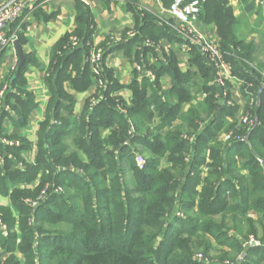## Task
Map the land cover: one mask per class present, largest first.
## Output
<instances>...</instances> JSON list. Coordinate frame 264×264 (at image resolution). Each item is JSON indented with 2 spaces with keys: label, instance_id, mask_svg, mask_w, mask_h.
<instances>
[{
  "label": "trees",
  "instance_id": "trees-1",
  "mask_svg": "<svg viewBox=\"0 0 264 264\" xmlns=\"http://www.w3.org/2000/svg\"><path fill=\"white\" fill-rule=\"evenodd\" d=\"M200 6V16L216 27L218 46L231 63L232 74L244 81L247 94L255 99L251 112L258 123L248 132L236 128L235 107L216 97L218 86L208 84L214 72L194 52L204 77L197 89L206 94L187 113L192 131L182 133L172 122L192 94L172 60L160 68L146 67L154 79L136 75L127 86L132 98L126 105L116 94L123 86L110 69L104 67L94 75L88 62L80 64L91 45L88 24L66 33L51 56L47 82L56 101L40 124L36 163L16 168L26 143L0 142V194L10 201L0 205V219L6 226L3 245L11 252L0 258V264H209L196 258L190 245L192 237L205 233L231 240L244 255L239 264H252L248 254L264 247V77L247 63L252 49L235 33L228 1L200 0ZM126 7L133 13L137 32L122 44L101 49L102 53L133 44L144 54L154 53L144 46L147 38L156 42L176 36L168 26L154 25L147 13L140 15L133 1ZM23 69L24 65L14 68L0 97V135L8 141L13 138L1 132L2 119L14 111L15 123L23 126L35 106L32 94L19 87L24 83ZM164 73L173 81L168 90H162L158 81ZM91 76L105 85L74 116L73 96L63 89V82L69 80L74 90L83 91ZM154 114L161 121L150 128L147 121ZM164 127L171 129L161 133ZM229 129L245 139H220ZM139 152L145 157L141 166L136 162ZM166 153L167 165L160 166ZM56 187L62 191L52 192ZM256 213L261 218L253 220ZM215 214L234 221L229 238L223 222L208 219ZM244 221L251 231L254 222L261 226L262 244L241 245L239 226ZM15 249L22 263L13 254Z\"/></svg>",
  "mask_w": 264,
  "mask_h": 264
},
{
  "label": "crops",
  "instance_id": "crops-1",
  "mask_svg": "<svg viewBox=\"0 0 264 264\" xmlns=\"http://www.w3.org/2000/svg\"><path fill=\"white\" fill-rule=\"evenodd\" d=\"M7 1L10 0H0V5ZM129 1H133V5L139 10L140 15L147 13L154 25L168 26L171 31L176 33V36L170 33L172 34L170 37H159L156 42L147 38L144 46L152 47L154 53L149 51L144 54L140 47L134 44L128 47L120 45L121 47H116L109 52L103 51L98 71H102L104 67L111 70L112 77L123 86L116 94L128 105L132 94L127 86L136 75L137 79L146 75L150 79H154V72L146 67L152 65L155 69L160 68L167 65L169 60H172L186 79L185 85L192 94L190 99L181 103L179 116L172 122V125L182 133L192 131L187 120V113L193 107L196 108L199 101L206 94L202 89H197L202 85L204 77L199 64L194 60V52H197L205 60L207 66L209 65L196 45L189 43L177 31L176 20L170 17L167 12L170 0H40L36 4L28 5L18 16L16 22L6 28L7 33L15 34L20 45L23 57L21 65L18 66L19 56L14 42L0 50V91L8 86V79L13 74L14 68L24 65L22 71L24 83L19 87L31 93L35 103L27 116L25 125L15 123L16 114L14 111H10L1 121V132L10 136L11 139L13 138L11 140L13 144L26 143V147L21 150L22 161L15 164L16 168L24 167L25 163L29 165L36 163L40 124L45 120L47 113H52L49 110L50 105H55L56 99H52V90L47 82L54 45L66 33H70L79 27L85 28L88 24L91 30V45L80 64L83 65L88 62L92 72L96 75L97 72L94 71V67L89 60L93 51L104 49L108 45L122 44L126 38L137 32V24L133 13L126 7ZM227 1L236 21L235 33L252 49L251 59L247 62L248 65L259 72L264 71V0ZM80 15L81 22L78 21ZM138 24L141 25L142 20ZM196 27L208 40L219 43V36L213 22H207L200 16ZM143 58H146L147 62H141ZM137 65L141 67V72L135 69ZM69 71L71 76L75 75V71L71 70V67ZM90 80V85L83 91L74 90L69 80L63 82V89L73 96L72 111L74 116L81 114L86 100L99 87L105 85V82L95 76H91ZM211 80L208 81L209 85L212 84L213 80ZM158 81L162 90H168L173 84L172 77L168 73L160 75ZM227 89V99L230 100L227 105L235 107V115L245 112L249 108V99L253 95L250 94L251 97H249L244 84L232 78L227 79ZM202 114H205V112H202ZM226 119L231 121L232 117L226 116ZM160 121V116L154 114L147 121V125L154 128ZM55 122L59 123V121ZM168 129H171V127L161 128L160 131L164 133ZM109 132V129L104 130L102 135ZM223 133L220 134V139ZM71 136L74 137L75 135L72 134ZM190 136L192 137L191 134ZM68 141L71 143L70 138ZM70 146L74 147L73 144H70ZM136 146L137 148L140 147L139 144H136ZM165 165H167V153L160 160V166ZM37 183L38 181L34 185ZM0 205H10L7 195L0 194ZM5 229V224L0 225L1 260H4L11 253L6 251L3 245ZM13 254L20 263L23 262V258L17 249L13 251Z\"/></svg>",
  "mask_w": 264,
  "mask_h": 264
},
{
  "label": "built area",
  "instance_id": "built-area-1",
  "mask_svg": "<svg viewBox=\"0 0 264 264\" xmlns=\"http://www.w3.org/2000/svg\"><path fill=\"white\" fill-rule=\"evenodd\" d=\"M40 0H10L2 5H0V50L4 49L9 44H12L16 40L15 34H8L6 31L7 26L14 22L21 12L28 6L36 4ZM201 11L200 0H171L167 8V12L170 17L174 18L177 22L176 29L182 35V37L189 41V43L196 45L199 51L205 56L206 62L211 67L214 72L212 83L218 86L219 91L216 93V97L221 99H226L225 102L228 104L230 100L227 99L228 89H227V79L232 78L236 81H240L244 84V81L238 78L236 75L232 74L231 63L225 59L224 53L219 48L218 44L208 40L201 31L196 27V23L199 20ZM72 40L75 41V37H72ZM102 56L101 49H96L90 55L89 60L94 67V71L98 72ZM135 69L141 72L140 66H135ZM264 77V73H262ZM248 86H251L249 83ZM4 89L0 91L2 95ZM255 103V99L251 97L249 99V108L238 115V123L236 128L248 132L252 129L257 123V118L252 114L251 108ZM8 108V106H6ZM245 132V133H246ZM231 138H238L244 140L245 136L240 135L239 133L230 130L229 132L223 133L222 139L227 141ZM193 137H190L192 140ZM0 142L5 144H13L11 141H8L6 138L0 135ZM136 162L139 166L143 164V161L140 157L136 158ZM259 162L262 163V160L259 159ZM47 186L41 191V195L46 191ZM62 191L61 187H56L52 189V192ZM32 205L36 204V201L29 200ZM181 214V213H180ZM0 225H2L0 219ZM258 242L252 237L247 241H244L243 246H249L257 244ZM200 259V258H198ZM208 263V262H207ZM211 264V262L209 263ZM215 264V263H214Z\"/></svg>",
  "mask_w": 264,
  "mask_h": 264
},
{
  "label": "rangeland",
  "instance_id": "rangeland-1",
  "mask_svg": "<svg viewBox=\"0 0 264 264\" xmlns=\"http://www.w3.org/2000/svg\"><path fill=\"white\" fill-rule=\"evenodd\" d=\"M264 73V71H262ZM255 105V103H254ZM253 105V106H254ZM252 106V108H253ZM227 130V132H229ZM226 133V132H224ZM72 148V146H70ZM140 157L142 161L144 162L145 157L140 152L136 154V158ZM203 170L205 167L202 168ZM181 214H185L184 212H181ZM253 214V212H252ZM229 216H226V218L222 219L220 214L211 215L210 220L212 219L213 222L220 224L223 222L226 228L225 236L229 238V235L233 233L234 230V221L231 218H228ZM261 218L260 215L254 214L253 220ZM250 224L248 222L242 223L239 228L243 230V234H241V238L244 241H248L251 237L255 240H258L257 242L260 243L259 240L262 239L263 233L262 228L258 223L254 222V230L251 231L249 229ZM236 226V225H235ZM193 242H190V245L194 251V256L196 258L203 259L204 261H207L208 263H215V264H239L240 261L244 260V255L241 252V250L236 247V244H232L231 240H222L221 238L214 237L213 235H208L205 233L204 235L195 236L192 237ZM225 242V243H223ZM243 246V244H241ZM248 260L252 264H264V247H261L257 251H252L248 254ZM260 262V263H259Z\"/></svg>",
  "mask_w": 264,
  "mask_h": 264
},
{
  "label": "water",
  "instance_id": "water-1",
  "mask_svg": "<svg viewBox=\"0 0 264 264\" xmlns=\"http://www.w3.org/2000/svg\"><path fill=\"white\" fill-rule=\"evenodd\" d=\"M14 45H15V48H16V51H17V54H18V56H19V63H18V66H20L21 63H22V61H23L21 48H20V45H19V43H18L17 40H14Z\"/></svg>",
  "mask_w": 264,
  "mask_h": 264
}]
</instances>
